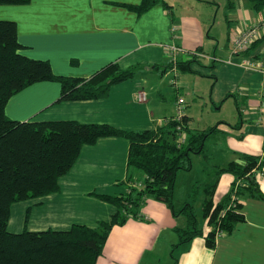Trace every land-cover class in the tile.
I'll return each instance as SVG.
<instances>
[{
  "label": "crops",
  "instance_id": "1",
  "mask_svg": "<svg viewBox=\"0 0 264 264\" xmlns=\"http://www.w3.org/2000/svg\"><path fill=\"white\" fill-rule=\"evenodd\" d=\"M141 1L33 0L25 6H0V21L17 23L18 39L24 48L21 53L48 61L58 76L89 78L111 63L123 69L143 66L145 70L138 78L113 87L106 100L59 102V83H38L9 101L7 116L20 122L76 121L129 132L155 130L176 116L177 97L185 88L178 82L182 88L177 91L173 85L177 97L170 107L171 116H167L164 102L172 89L169 79L156 75L172 62L166 47L176 45L205 55L199 62H220L208 51L218 39L210 33L208 17L222 9L226 12L231 45L232 39L256 25L262 14L249 0H164L168 7L159 4L143 16L117 6L139 5ZM256 46L235 54L231 45V60L225 63L232 68L228 71L229 92L237 97L240 124L230 132L218 125V134L206 143L205 155L194 156L192 170L178 174L175 203L178 194L187 197L182 204L191 202L190 193L198 188L193 207L204 232L177 250L178 264H264V198L248 193L242 197L245 221L232 234L219 235L215 249L207 246L206 236L212 229L202 218V207L209 198L207 189L217 180V171L229 163L243 164V155L264 154V80L257 71L244 66L245 61L264 53V40ZM189 59L186 54L177 56L178 63ZM155 65L159 70L153 69ZM175 69L179 70L177 66ZM222 69L228 70L222 66L217 71L221 74ZM143 93L147 100L140 102L138 97ZM186 115L191 128L192 117ZM221 133L229 139H215ZM129 150L128 140L116 137L85 146L73 169L60 179V191L23 203L26 214L30 211L28 223L10 232L67 231L74 225L98 228L100 223L110 221L116 207L97 197H123L144 179L142 173L128 166ZM257 179L264 195V175ZM234 182L230 173L219 176L214 204L224 200ZM187 228L186 216L176 217L167 204L150 197L136 216L112 230L97 264H174L171 253L180 243L176 229Z\"/></svg>",
  "mask_w": 264,
  "mask_h": 264
},
{
  "label": "trees",
  "instance_id": "2",
  "mask_svg": "<svg viewBox=\"0 0 264 264\" xmlns=\"http://www.w3.org/2000/svg\"><path fill=\"white\" fill-rule=\"evenodd\" d=\"M33 0H0V6H25ZM262 13L264 0H249ZM168 7L164 0H142L139 5H117L143 16L157 5ZM176 31V29H175ZM176 46V45H175ZM178 47V46H177ZM257 47V46H256ZM18 26L14 21H0V264H97L103 255L112 230L136 216L145 201L152 197L168 205L173 214L184 215L186 230L176 229L180 243L171 253L174 264L177 250L193 239L203 236L193 204L199 189L193 190L191 202L177 211L175 207L177 177L192 170V158L204 156L207 141L216 136L219 126L207 131L190 128L187 115L181 122L168 120L144 132L119 130L110 125L81 124L76 121L20 122L6 114L9 101L23 90L42 82L61 85L59 102L106 100L113 87L132 81L145 73L143 66L123 69L111 63L89 78L58 76L48 61L31 59L21 53ZM199 57L193 55L184 63L171 62L160 73L179 68L193 71ZM176 65V66H173ZM153 67V66H152ZM153 69L159 70V65ZM240 119L241 114L238 109ZM182 133L186 143L178 145ZM122 138L130 143L128 166L144 175L142 187L135 185L123 197L98 196L114 205L117 212L110 221L98 228L74 225L67 231H9L11 209L15 204L39 200L60 191L59 181L69 174L85 146H94L102 138ZM243 164L229 163L217 171V180L207 189L209 198L202 207V218L212 229L206 236L207 246L215 249L219 234H232L245 221L241 199L245 194L264 198L257 176L264 175V154L243 155ZM230 173L235 177L232 190L219 204L213 196L219 176ZM30 211L27 213V223Z\"/></svg>",
  "mask_w": 264,
  "mask_h": 264
},
{
  "label": "rangeland",
  "instance_id": "3",
  "mask_svg": "<svg viewBox=\"0 0 264 264\" xmlns=\"http://www.w3.org/2000/svg\"><path fill=\"white\" fill-rule=\"evenodd\" d=\"M208 22L210 33L218 38L214 42L213 47L208 51L213 56H216L220 62H216L218 63L216 64L211 60H201L194 67L195 69L193 71L179 72L174 70L172 72L169 71V73L163 72L156 75L164 79H169V89H172V93L169 91V95L164 102V108L168 109L167 116H171L172 114L170 107L174 105L177 97V92H175L173 85L175 81H178L185 86L180 96L185 102V107L187 108L186 114L192 117V129L205 131L206 129L208 130V126L214 127L219 125L221 130L230 132L241 121L237 109V97L229 92L230 75L228 71L232 68L225 65V63L231 60L230 56L232 55V43L231 45L228 43L230 19L222 9L218 14L209 16ZM222 66L227 67L228 70L222 69L220 74L217 69L222 68ZM187 138L188 135L186 134L184 143H186ZM215 139L226 141L229 139V136L226 133H221ZM192 191L190 193L191 195ZM186 198L178 194V199L176 198V203H174L177 210L183 208L184 204L182 202ZM23 203L25 202L15 204L11 209L9 221L10 230L12 228H21L24 222H27V214L25 208H23Z\"/></svg>",
  "mask_w": 264,
  "mask_h": 264
},
{
  "label": "built area",
  "instance_id": "4",
  "mask_svg": "<svg viewBox=\"0 0 264 264\" xmlns=\"http://www.w3.org/2000/svg\"><path fill=\"white\" fill-rule=\"evenodd\" d=\"M262 40H264V10L261 14V18L259 19L256 25L250 27L248 30H246L242 34L232 39L233 52L235 54L249 52L253 50L256 44H258ZM166 48L168 50V55H170L171 60L174 63H176L177 56H179V54L181 53L188 55L189 58H192L193 55L199 58L205 57V55L201 53L187 52L183 48L177 47L175 45H169ZM213 60L216 61L217 59L213 57ZM244 66L248 69L257 71L263 77V80H264V53L259 54V56L255 59L245 61ZM174 86L176 87L177 91L182 88L178 84V81H175ZM177 98H178L177 99V111H176V116L173 118V120L181 122L184 116L186 115L187 108L185 107V102L182 99V97L178 95ZM138 100L140 102H145L147 100L146 93L140 94L138 97ZM185 140H186V134L182 133L178 140L179 145H182L185 142ZM259 175L263 176V174H259ZM134 185L137 188L142 187L141 183H135ZM219 235H222V234H219Z\"/></svg>",
  "mask_w": 264,
  "mask_h": 264
}]
</instances>
